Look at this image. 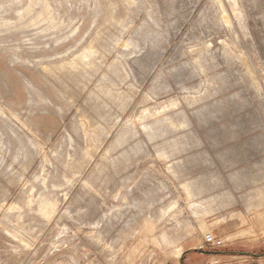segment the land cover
<instances>
[{"label": "rangeland", "instance_id": "1", "mask_svg": "<svg viewBox=\"0 0 264 264\" xmlns=\"http://www.w3.org/2000/svg\"><path fill=\"white\" fill-rule=\"evenodd\" d=\"M0 264H264V0H0Z\"/></svg>", "mask_w": 264, "mask_h": 264}, {"label": "built area", "instance_id": "2", "mask_svg": "<svg viewBox=\"0 0 264 264\" xmlns=\"http://www.w3.org/2000/svg\"><path fill=\"white\" fill-rule=\"evenodd\" d=\"M206 247L220 248L224 246L223 239H217L212 233H207L203 237Z\"/></svg>", "mask_w": 264, "mask_h": 264}]
</instances>
